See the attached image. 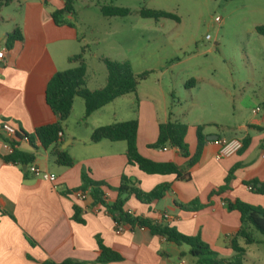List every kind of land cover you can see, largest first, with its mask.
<instances>
[{
  "label": "crops",
  "instance_id": "obj_1",
  "mask_svg": "<svg viewBox=\"0 0 264 264\" xmlns=\"http://www.w3.org/2000/svg\"><path fill=\"white\" fill-rule=\"evenodd\" d=\"M11 3L14 8L10 10L9 3L4 5L0 0V51H4V57L0 58V264H60L66 260L77 264L195 263V258L188 255L189 249L179 250L182 245L167 237L153 234L145 227L119 224L105 206L94 203L91 194L78 198L72 190L82 186L83 171L90 172L93 180L113 188L120 185L123 174L138 180L139 187L145 191L163 182L170 183L166 196L151 204L132 196L127 203L128 212L169 225L186 235H200L220 257L235 254L234 240L246 248L245 257L254 242H264V238L252 235L254 242L246 244L245 238L238 237L240 213L229 211L224 204V199L239 198L264 207V195L252 192L244 183L248 180L264 182V112L261 108L254 109L248 119L239 123L240 133L228 130L219 134L204 129L206 141L199 160L189 169L190 180H180L175 175L148 174L130 164L126 141H90L92 131L99 126L137 119L139 152L151 160L173 162L186 168L189 158L178 148H150L149 145L157 141L160 123L169 120L185 123L172 108L170 97L177 87L186 89L191 83L188 81L183 80L176 87L160 81L157 89H150L140 81L136 93L120 96L94 111L86 118L84 129L64 128L58 144L74 158L72 167L56 164L50 153L55 145L45 149L35 141V148L28 140H20L18 148L36 156L31 164L57 176L55 184L30 172V165L5 161L4 156L10 153L2 131L5 122L31 134L36 126L58 120L46 102L47 84L56 72L78 65L70 64L68 59L78 54L79 41L74 23L58 25L52 17L54 10L64 8L65 0H11ZM15 28L20 29L23 38L8 48V36ZM86 86L90 90L97 89L90 87L88 80ZM76 105L78 112H82L80 118H84V100L75 98L72 112ZM197 126L188 124L186 142L191 156L197 150ZM209 136L217 138L208 139ZM246 136L251 140L245 149L217 157L221 150L217 139L243 141ZM231 169H234V178L230 188L209 201L210 192L224 185ZM104 190L108 201L116 198L115 191L106 187ZM196 198L204 204L199 211H184L174 203L186 204ZM74 206L80 208L82 222L74 219ZM249 231L252 234V230ZM100 242L122 259L97 262Z\"/></svg>",
  "mask_w": 264,
  "mask_h": 264
},
{
  "label": "rangeland",
  "instance_id": "obj_2",
  "mask_svg": "<svg viewBox=\"0 0 264 264\" xmlns=\"http://www.w3.org/2000/svg\"><path fill=\"white\" fill-rule=\"evenodd\" d=\"M105 5L130 13L105 16ZM9 6L14 8L11 2ZM73 7L75 13L67 18L76 26L77 53L83 48L90 87L105 85L103 59L109 58L130 62L136 74L149 71L141 82L150 89H157L160 81L176 87L195 79L170 97L187 125L240 133L239 123L254 109L264 112V36L256 32V26L264 25V0H74ZM143 7L175 13L179 21L143 18ZM216 17H221L220 24ZM80 115L76 105L63 123L65 130L84 129L87 121ZM252 235L264 238L255 229ZM244 264H264V242L250 246Z\"/></svg>",
  "mask_w": 264,
  "mask_h": 264
},
{
  "label": "trees",
  "instance_id": "obj_3",
  "mask_svg": "<svg viewBox=\"0 0 264 264\" xmlns=\"http://www.w3.org/2000/svg\"><path fill=\"white\" fill-rule=\"evenodd\" d=\"M5 3L11 0H4ZM74 0H65V6L62 9L54 10L51 14L58 25H73V22L68 19V15L74 14L73 7ZM101 12L105 16H126L130 10L125 7L118 6H102ZM139 14L143 18H171L179 21V17L172 12L143 7ZM256 32L264 36V25L256 26ZM23 36L19 28H15L9 34L7 39V47L11 48L16 40L22 39ZM70 64L77 63L75 67H70L64 71L56 72L49 80L46 88V102L52 111L58 116V120L40 124L36 126L31 134H27L23 130H15L11 137H4V142L9 143L13 151L4 156L5 161L12 163H20L23 165H30L35 161V154L20 150L18 144L20 140H28L34 147L35 141L48 149L55 145L51 150V155L55 157V162L58 165L72 167L75 163L71 154L59 147L60 138L59 132H63V123L70 116L74 100L76 97H81L84 100L85 113L84 119L89 117L94 111L111 103L116 98L136 93L141 80L146 79L149 71H144L136 74L130 62H118L109 58H104L103 61L107 69V81L103 88L90 90L87 88V66L83 57L82 51L75 54L68 59ZM196 82L195 79L188 80L187 83ZM251 127H257L250 125ZM139 122L137 119L115 122L95 128L90 136V141L97 143L101 140L107 139L110 141H126L127 152L126 156L128 162L137 165L142 171L148 174H162L175 175L180 180H190L191 175L189 169L192 168L199 160L203 146L206 141L204 134V126H197V150L191 156L188 144L186 142V135L188 125L179 121H167L160 123L157 141L150 144V148H164L166 146L178 148L180 153L189 158L186 168H181L173 162H157L144 157L138 150L137 136H138ZM251 138L246 136L244 138L243 150L249 144ZM234 178V169H231L225 178L224 185L217 189H213L209 194V201L215 195H220L225 190L230 188L231 180ZM82 186L73 189L77 190L90 189V194L95 204L103 205L107 211L115 217V220L120 224H129L133 227L148 228L151 233L165 236L167 239L177 245L186 244L189 246L188 254L195 258L194 264H244L246 248L240 246L235 240L232 242V247L235 254L232 257L224 258L214 251L208 243H206L200 235H186L178 232L176 229L156 222L150 218L143 216H134L127 210V203L129 199L134 196L138 201L144 204H151L154 201L163 199L170 191V183L163 182L156 185L152 190L145 191L139 187V181L123 174L121 182L118 187H111L109 184L93 180L90 172H82ZM247 186H251V191L257 194L264 195V182L258 180H248L244 182ZM104 187L113 190L117 193L113 201H108L105 196ZM175 205L184 211H199L204 207L198 198L190 203L174 202ZM224 204L229 211H238L241 217V226L237 233L238 237L245 238L246 244L254 242L250 230H257L264 237V207L253 205L239 198L224 199ZM74 219L82 222L79 217L80 208L74 206ZM185 254L182 252L181 256ZM122 257L111 248L99 243L97 262L108 263L112 261H119ZM46 264H56L48 262ZM60 264H77L71 260H66Z\"/></svg>",
  "mask_w": 264,
  "mask_h": 264
},
{
  "label": "built area",
  "instance_id": "obj_4",
  "mask_svg": "<svg viewBox=\"0 0 264 264\" xmlns=\"http://www.w3.org/2000/svg\"><path fill=\"white\" fill-rule=\"evenodd\" d=\"M215 21L218 24H220L222 19H221V17H216ZM3 57H4V51L1 50L0 51V58L2 59ZM258 110H260V108H257V111ZM15 130L16 129L14 128V126H12L8 122H5L2 125V131L5 134V137H7V138L11 137L14 134ZM58 136H59V138H62L63 132H59ZM216 143L221 145V150H220V152L218 153V156H217L218 158H221L224 155H228V154L234 153L236 151H239L243 147V142L241 140H237V139H235L233 141H230V142H227L226 140H223V139H217ZM5 144H6V147L10 150V153H11L13 151L12 146L9 143H7V142H5ZM163 149H166V147H164ZM29 169H30V172H32L33 174L39 175L43 179L48 180V181H50V182H52L54 184L57 181V176L55 174H53V173H51L49 171H46V170H42L38 166H36L34 164H30ZM248 188L251 189V186H248ZM74 193H75V195L78 198L84 199L87 196V194H90V189L88 188L87 190H77ZM179 264H184V262L180 261Z\"/></svg>",
  "mask_w": 264,
  "mask_h": 264
},
{
  "label": "water",
  "instance_id": "obj_5",
  "mask_svg": "<svg viewBox=\"0 0 264 264\" xmlns=\"http://www.w3.org/2000/svg\"><path fill=\"white\" fill-rule=\"evenodd\" d=\"M217 136H213L212 138L209 136L208 139H216Z\"/></svg>",
  "mask_w": 264,
  "mask_h": 264
}]
</instances>
